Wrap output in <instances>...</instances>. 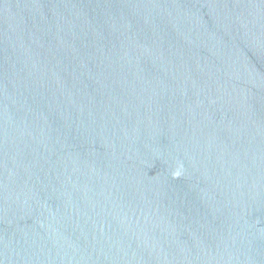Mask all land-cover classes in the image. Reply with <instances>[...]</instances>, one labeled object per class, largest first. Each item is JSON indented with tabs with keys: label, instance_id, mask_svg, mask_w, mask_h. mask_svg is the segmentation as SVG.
Segmentation results:
<instances>
[{
	"label": "water",
	"instance_id": "95a60500",
	"mask_svg": "<svg viewBox=\"0 0 264 264\" xmlns=\"http://www.w3.org/2000/svg\"><path fill=\"white\" fill-rule=\"evenodd\" d=\"M0 264H264V0H0Z\"/></svg>",
	"mask_w": 264,
	"mask_h": 264
}]
</instances>
